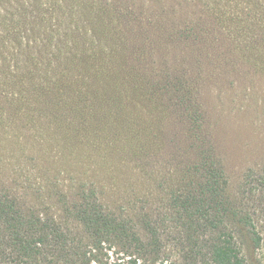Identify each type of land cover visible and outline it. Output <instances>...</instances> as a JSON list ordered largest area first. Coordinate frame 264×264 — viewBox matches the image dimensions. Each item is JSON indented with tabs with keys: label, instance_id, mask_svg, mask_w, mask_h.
<instances>
[{
	"label": "rangeland",
	"instance_id": "rangeland-1",
	"mask_svg": "<svg viewBox=\"0 0 264 264\" xmlns=\"http://www.w3.org/2000/svg\"><path fill=\"white\" fill-rule=\"evenodd\" d=\"M160 1L151 5L149 0H91L92 5L88 4L121 13L129 8L136 14L135 23L143 28L145 15L156 12L158 16L148 19L155 21L154 29L148 31L153 43H143L147 35L139 38L135 58L141 57L142 62L148 58V74L159 66L160 86L168 88L169 95L177 94L175 86L179 87L180 97L190 103L183 109L176 105L183 120L179 112L164 106L165 101L161 103L165 100L161 87H152V76H145L139 67L134 75L142 86H148L144 88L154 104L161 105L158 111L165 120L143 104L126 116L121 109L120 119L115 108L105 110L103 120L90 117L93 102L87 100H93L100 87L91 88L95 63L89 76L74 71L73 59L50 63L48 58L57 55V49L48 54L36 49L23 60L24 74L16 77L6 71L5 77L0 68V173L14 174L24 188L41 191L74 193L75 187L97 184L106 209L131 220L148 244L146 264H208L201 249L202 230L196 231L195 223L176 211L172 201L175 193L187 190L186 166L195 159L184 147L190 139L200 140L206 149L211 148L227 181L232 210L228 224L247 263L264 264V0ZM7 2L0 0V24L32 28L31 41L36 45L47 43L45 27H53L54 40L46 49L54 44L56 32L61 29L57 33L62 36L67 27L57 21L61 6L73 9L67 12L73 17L68 25L74 24V0ZM2 10H7L6 18ZM185 28H190L186 35L199 36V43L194 45L192 38L188 43L181 38L183 43H179L180 30ZM0 32L5 33L1 26ZM169 34L174 35L171 42L179 41L172 45L162 39ZM63 39L66 43L60 50L74 54L68 42L73 39L68 33ZM12 41L7 40L8 50L0 47L5 55L2 60L13 59ZM163 47L168 49L166 55ZM152 49L156 55L149 57ZM67 73L65 82L62 76ZM37 95H43L47 103L38 101ZM177 117L172 133L167 120ZM172 136L180 152L172 147ZM74 173L80 174L79 182ZM35 198L36 203L52 201L43 195ZM54 200H60L56 207H63L60 195ZM247 213L263 237L260 249L240 221Z\"/></svg>",
	"mask_w": 264,
	"mask_h": 264
},
{
	"label": "trees",
	"instance_id": "trees-1",
	"mask_svg": "<svg viewBox=\"0 0 264 264\" xmlns=\"http://www.w3.org/2000/svg\"><path fill=\"white\" fill-rule=\"evenodd\" d=\"M7 1L12 4L11 0ZM90 2L91 0L88 2L86 0L84 4L82 0H74V24L71 25L68 24L73 17L67 11L71 12L73 9L61 6L62 15L57 21L67 27L63 28L62 36L58 34L61 29L57 31L58 33L56 32L54 44L49 49L46 47L54 40L53 27H45L49 31L46 36L47 43L36 45L31 41L32 28H12L7 23L4 26L0 24L5 30L4 34L0 32V47L8 50L7 40L13 39L9 44V48L13 50V59L9 57L2 60L1 58L5 55L0 49V68L2 67L4 76L9 75L6 71L15 76L24 74L23 60L31 58L34 50H45L48 54L57 49L58 54L48 58L50 63L54 59L60 63L72 62L73 59L74 71L88 72L89 76L91 75L90 66L93 63L96 65L95 83L91 84V88L96 84L100 87L95 92V98L87 100L93 102L90 117L95 116L96 119L103 120L105 116L102 114H106L104 111L115 108L117 119H120L121 109L126 116L130 109L143 104L141 107L150 108L151 111L153 108L155 110L153 112H157L156 115L165 120L158 111L161 105L156 106L153 96L145 89L148 86H142L138 81L139 77L134 75L135 69L139 67L141 71H144L145 76H152V87L160 86V75L157 70L159 66H154L148 74V68H146L148 58H145L143 62L141 57L135 58L139 38L147 35L143 38V43L146 41L153 43V38L149 36L148 31L151 33L154 29L155 21L148 19L158 15L150 10L145 15L147 24L145 23L146 28H143L135 23L136 14L129 8L125 9V13L113 12L109 8L90 6L92 5ZM149 3L155 5L162 1L149 0ZM2 11L6 18L7 10ZM40 21L46 22L43 18ZM39 24L41 25L38 21ZM188 29L190 28L180 30L179 39L182 38L188 43L192 38L196 45L200 38L186 35ZM65 33L73 39L68 42L74 46V54L59 48L66 43L63 39ZM156 35L157 39H160L161 36ZM172 37L174 35L169 34V37L162 39L174 45L179 40L171 42ZM182 39L179 43H183ZM155 50H149V57L156 55ZM167 50L164 49L165 55ZM143 51L146 55L147 51ZM187 53L191 54V51ZM154 75L157 76L156 79ZM1 77H3L2 72H0ZM63 77L67 82L69 74ZM8 80L11 79L8 78ZM37 86L40 87L38 84ZM103 86L107 90L103 89ZM160 87L162 89L160 96L165 99L161 103L164 104L165 101L164 106L179 112L178 117L183 120L182 116L180 117L181 112L175 109L177 106L182 109L185 106L189 108L190 103L180 97L182 91L176 85L177 94L169 95L168 88L166 90ZM37 97L41 103H47L43 95L40 97L37 95ZM46 97L49 98L48 94ZM178 117L175 120H167L168 126L173 127L172 133L174 127H177ZM125 120L126 117L121 119L122 122ZM192 132L194 133V130ZM179 133L178 131L174 134ZM171 143L175 151L180 152L174 136L171 137ZM184 150L195 159L190 160L189 165L186 166V177L189 178L187 190L177 192V196L176 193L173 196L174 209L184 212L188 216L187 220L195 223L193 226L196 231L202 230L201 249L205 251L206 263L248 264L233 231L229 228L228 219L232 210L226 195L227 181L211 148L206 149L200 140L190 139ZM80 179V174L74 173V180L79 182ZM11 183H15V186H8ZM21 183L22 181L14 174L0 173V264L147 263V256L150 254L148 244L138 234L131 220L106 209L97 184L75 187L74 193H69L55 192L45 188L42 191L40 188H24ZM22 184L25 185L24 182ZM41 195L51 198L52 201L49 202L51 204L36 203L35 197ZM56 195L63 198L61 201L63 207H56V203L60 200L57 202L54 200L53 203ZM240 221L250 229L254 245L260 249L263 237L258 231L253 216L247 213L241 216ZM156 241L161 242L157 237Z\"/></svg>",
	"mask_w": 264,
	"mask_h": 264
}]
</instances>
